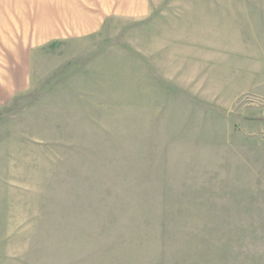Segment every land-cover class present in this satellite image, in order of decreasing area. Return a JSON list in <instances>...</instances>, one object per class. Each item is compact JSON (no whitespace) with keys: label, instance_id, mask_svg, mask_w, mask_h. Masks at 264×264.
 Segmentation results:
<instances>
[{"label":"rangeland","instance_id":"374dc122","mask_svg":"<svg viewBox=\"0 0 264 264\" xmlns=\"http://www.w3.org/2000/svg\"><path fill=\"white\" fill-rule=\"evenodd\" d=\"M107 1L0 0V264H264V0Z\"/></svg>","mask_w":264,"mask_h":264},{"label":"crops","instance_id":"0c3cea01","mask_svg":"<svg viewBox=\"0 0 264 264\" xmlns=\"http://www.w3.org/2000/svg\"><path fill=\"white\" fill-rule=\"evenodd\" d=\"M127 4H128V8H124V12L126 14L129 15H133V16H137V17H145L151 14V7L149 5V0H126ZM104 5V12L105 13H110L112 11V9H114L115 7V1L112 0V2L108 3L105 5V3H102ZM130 4V5H129ZM75 17L74 19L76 20L77 17ZM55 26V25H54ZM54 30V29H53ZM52 31V29L50 28V32ZM53 34H58L56 32H54ZM55 38H61V37H47L46 40H53Z\"/></svg>","mask_w":264,"mask_h":264}]
</instances>
